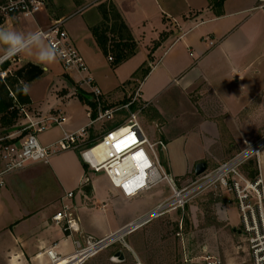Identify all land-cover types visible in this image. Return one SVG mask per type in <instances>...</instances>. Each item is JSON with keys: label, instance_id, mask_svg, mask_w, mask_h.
Here are the masks:
<instances>
[{"label": "crops", "instance_id": "1", "mask_svg": "<svg viewBox=\"0 0 264 264\" xmlns=\"http://www.w3.org/2000/svg\"><path fill=\"white\" fill-rule=\"evenodd\" d=\"M60 1L53 0L50 7L44 4L33 17L5 18L0 28L29 33L61 21L84 56L89 74L102 89L107 107L126 103L139 90L138 106L143 111L138 120L142 128L145 122L149 124L150 136H161L167 142L168 150L161 159L165 170L181 186L187 183L205 154L210 153L208 148L189 158L185 146L188 138L184 135L255 136L250 129L255 111L252 113L250 109L255 103L256 91L247 84V78L256 59L257 46L263 42L261 0H226L221 14L210 7L209 0H110L138 43L136 55L116 67L92 32L102 22L98 5L105 0ZM162 34H165L163 40L153 50ZM210 41L215 44L211 46ZM4 64L6 68L0 70L8 71V76H0V109L10 104V107L25 108L34 119L58 111L66 117L62 126H53L38 135L43 146L60 141L64 131L77 132L89 124V96L78 85L84 74L66 72L58 57L42 65L35 51L19 54ZM144 65H149L151 70L144 78L138 77ZM244 107L249 112L242 115ZM126 117L127 112L119 113L113 121L98 122L88 128L80 149L98 141L110 122L123 124ZM20 118L27 123L23 116ZM218 123L233 128L217 129ZM100 128L102 132H98ZM206 142L210 147V140ZM232 153L225 148L224 158ZM261 162L260 159L259 170L264 180ZM2 169L0 158V172ZM160 184L140 192L116 187L104 171L89 168L80 151L73 149L59 153L49 163L31 164L22 171L4 175L0 178V264H50L46 254L50 249L69 256L75 252L76 240L89 235L103 239L165 200L169 196L166 185L160 187ZM155 188L158 197L151 206L130 216L124 206ZM71 192L73 196L69 197ZM105 201L112 207L111 216L104 223L94 224V218L90 217L95 216L100 203H103L101 210L105 211ZM233 202L231 199L229 204ZM65 205L77 221L78 233L66 232L63 224L53 221V216L62 212ZM234 231L240 236L239 228ZM126 238L127 248L134 252ZM236 249L247 254L245 259L254 264L247 247Z\"/></svg>", "mask_w": 264, "mask_h": 264}, {"label": "built area", "instance_id": "2", "mask_svg": "<svg viewBox=\"0 0 264 264\" xmlns=\"http://www.w3.org/2000/svg\"><path fill=\"white\" fill-rule=\"evenodd\" d=\"M261 3V8H264V0H261ZM43 6L42 0H0V22L13 16L33 17ZM37 31L44 34V40L49 45L55 46L62 53L57 57L66 72L76 71L84 74L78 85L81 90H86L85 95L89 96L90 121L85 128L77 132L64 131L60 141L47 147L40 143L38 135L53 126H62L66 122L64 113L58 111L34 119L28 110L20 108V115L27 121L22 131L28 133L17 141L18 134L0 136V158L3 162L0 178L22 171L31 164L49 163L54 156L63 151L79 149L88 128L98 122L113 121L119 113L127 112L123 124L112 130L106 129L97 144L81 152L84 163L95 172L104 171L112 184L120 188L129 187L130 182L141 177L142 175L138 173L142 166L143 176L135 184L137 192L162 182L166 183L170 189V194L165 200L115 233L103 239H95L89 235L76 240L75 252L69 256H62L54 249L48 250L46 254L50 264H86L92 256L115 243H123L127 247L124 239L132 232L169 212L183 211L197 194L218 190L234 196L242 219V226L239 228L240 236H245L244 241L247 242V249L254 264H264V180L261 175L250 179L244 172L245 166L251 160H256L259 166L264 150V134L249 143L227 162L211 171L206 170L196 181L181 186L177 179L165 170L161 161V151L167 152V144L163 141L151 143L138 120L139 114L143 111V108L138 106L139 90L132 94L126 103L107 107L102 89L89 74V67L84 56L70 39L62 22L56 21L48 28H40ZM210 44L213 46L215 42L210 41ZM109 60L113 61V57L110 56ZM5 62H0V65ZM0 76L6 78L8 71L0 70ZM134 106H136L135 109H133ZM122 128H128L129 132L113 139L112 136ZM126 138L129 143L126 142L127 144L120 146V141ZM103 145L109 146L104 159L98 161L94 150ZM131 159L135 165L132 164ZM136 175L137 178H134ZM68 196L72 197L73 193H69ZM53 221L63 224L66 232H79L77 221L67 205L62 212L53 216ZM238 247L243 248L244 245L241 243ZM201 259L204 264H224L219 255H206Z\"/></svg>", "mask_w": 264, "mask_h": 264}, {"label": "rangeland", "instance_id": "3", "mask_svg": "<svg viewBox=\"0 0 264 264\" xmlns=\"http://www.w3.org/2000/svg\"><path fill=\"white\" fill-rule=\"evenodd\" d=\"M82 1L86 3L87 0ZM261 25H263V27L261 26L263 29V42L257 46L254 53L256 59L247 78V84H250L256 91L255 103L250 109L252 113L255 111V120L251 119L250 123L251 134L255 133V136H223L222 134L221 136H201L200 134L194 135L190 133L184 135L188 138L185 146L189 158L197 155L199 151L202 153L205 149L210 148V153H206L201 160V162L206 163L208 171L227 162L240 153L249 143L264 134V24ZM245 97L242 95V98ZM248 112L247 107H244L241 114ZM216 120L220 121L219 118ZM143 125L145 129L143 130L144 132L146 131L145 134L151 143L155 144L163 141L167 144L161 136L149 135V124L145 122ZM24 126L25 122L20 118L9 132L20 131L18 135L21 136ZM187 127L194 128L196 126ZM215 128L224 129L233 128V126L218 123ZM246 128L247 132L249 126L246 125ZM6 131L7 129L0 127V133H6ZM99 131L102 132V129L100 128ZM207 139L210 140V147L206 142ZM196 140H200V142L196 143ZM179 143L180 141L176 142V146ZM225 148L232 150L233 153L224 158ZM162 155H165V152L161 151V157ZM261 160L264 173V150L261 154ZM197 178L193 169L187 178V183L185 185L182 184V186L196 181ZM161 184L160 187L166 185L167 194L169 195V186L166 183ZM156 190L157 188L150 193L140 195L134 202L124 206L128 214L130 216L136 215L144 208L151 206L153 200L158 197V193H155ZM231 199H234V202L229 204ZM105 202L107 203L105 211L101 210L100 207L103 203H100L96 206L98 210H96L95 216L90 217L94 218L92 219L94 224L96 222L104 223L106 222L105 218L108 219L111 216L112 207L109 202ZM225 207H227V210H225L226 215L224 216ZM241 226V214L233 195L221 190L205 191L197 194L183 211L169 212L163 217L140 227L133 235L127 236L126 240L131 243L130 245H132L134 252L125 247L123 243H115L92 256L86 264H204L201 259L203 256L218 254L222 256L226 264L228 262L233 264L246 262L245 264H250L245 259L247 254L236 249L241 243L244 248L247 247V242L244 241L245 236L240 237L237 231H234V228H240ZM104 228H107V225ZM101 229L98 230L101 231ZM137 245L140 246H138L139 249ZM118 252H122L124 255L123 260L120 257H116Z\"/></svg>", "mask_w": 264, "mask_h": 264}, {"label": "trees", "instance_id": "4", "mask_svg": "<svg viewBox=\"0 0 264 264\" xmlns=\"http://www.w3.org/2000/svg\"><path fill=\"white\" fill-rule=\"evenodd\" d=\"M42 1L44 2L46 7H50L53 2V0H42ZM209 1H210V7L213 10H215L217 14H221L226 0H209ZM98 9L102 15V22L100 25L94 27L92 29V32L96 38L99 47L104 52V54L107 57L110 56L113 57L112 65L116 67L122 64L123 62L127 61L128 59L132 58L134 55H136L138 49V43L134 39L129 27L125 23L116 5L112 1L105 0L100 2L98 5ZM164 35L165 34H162L160 41L154 43L153 50L154 48L160 45ZM151 53L149 56L150 62H152ZM0 68L1 70L5 69L6 68L5 64L3 63L0 66ZM150 70L151 67L149 65L146 66L144 65L138 77L144 78L145 76L148 75ZM87 102L90 103L89 99H87ZM10 106L11 105L9 104L6 105V107L0 109V113L5 112L0 116V127L4 129L13 128L20 118L19 108L17 106H12V107ZM121 123L122 122H116L111 124L110 122L108 124L107 129L109 130L115 129L118 126H120ZM8 132L9 131H6V133L4 132L0 133V136L6 135L8 134ZM27 133L28 132H23L21 136H19L16 139V141L27 135ZM95 144H97V141L86 148H82V149L79 148L77 150H79L81 153L83 150L91 148ZM244 172L250 179H255L257 176H259L260 170L257 161L251 160L245 166Z\"/></svg>", "mask_w": 264, "mask_h": 264}, {"label": "clouds", "instance_id": "5", "mask_svg": "<svg viewBox=\"0 0 264 264\" xmlns=\"http://www.w3.org/2000/svg\"><path fill=\"white\" fill-rule=\"evenodd\" d=\"M0 46L3 47L0 62L35 51L38 61L42 65H47L54 62L58 55H62L55 46L44 42V34L39 31L23 33L0 28Z\"/></svg>", "mask_w": 264, "mask_h": 264}, {"label": "bare ground", "instance_id": "6", "mask_svg": "<svg viewBox=\"0 0 264 264\" xmlns=\"http://www.w3.org/2000/svg\"><path fill=\"white\" fill-rule=\"evenodd\" d=\"M128 132H129V129L128 128H122L121 130H119L118 132H116L112 136V138L113 139L114 138H118L121 135H124V134H126ZM126 142L129 143V140L127 138L126 139H123V141H120V144L119 145L120 146H123V145L127 144ZM108 146L109 145H107V146L106 145H103V146L98 147L97 149L94 150V152L98 156V161H102L104 159V157L106 155V152H107V149H108ZM131 161H132V159H131ZM133 163L134 162L132 161V164ZM133 165H135V164H133ZM143 173H144V168L141 166L138 174L143 176ZM142 176L141 177L139 176V178H137V175H136L134 178H137V179L136 180H133L132 182H130L129 183V187L128 186H126V187L129 188V189H131V190H134L136 188V185L135 184H137V182H139V180H140V178H142ZM81 256H83V255H81ZM81 256H79V257H81ZM79 257H76V258H79ZM54 264H58V263H54ZM60 264H65V263H60Z\"/></svg>", "mask_w": 264, "mask_h": 264}, {"label": "water", "instance_id": "7", "mask_svg": "<svg viewBox=\"0 0 264 264\" xmlns=\"http://www.w3.org/2000/svg\"><path fill=\"white\" fill-rule=\"evenodd\" d=\"M207 170V166L204 162H200L196 165V168H195V175L197 177L201 176L205 171ZM116 257H120L121 260L124 259V255L122 254V252H118L116 254Z\"/></svg>", "mask_w": 264, "mask_h": 264}]
</instances>
